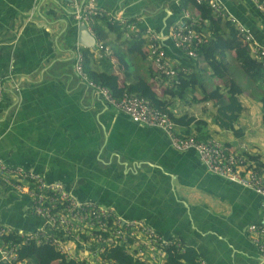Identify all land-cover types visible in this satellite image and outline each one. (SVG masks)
<instances>
[{
	"label": "crops",
	"instance_id": "obj_1",
	"mask_svg": "<svg viewBox=\"0 0 264 264\" xmlns=\"http://www.w3.org/2000/svg\"><path fill=\"white\" fill-rule=\"evenodd\" d=\"M97 1L137 19L140 28L158 31L167 56L190 71L185 77L190 82L179 94L176 87L158 83L146 47L133 44L139 39L110 30L100 19L94 29L111 46L112 73L121 86L145 80L174 117L206 121L210 138L246 153L253 165L264 163L261 102L257 117L251 108L263 89L244 71L241 51L247 46L241 36L230 35L225 21L220 25L228 47L220 55L226 69L217 78L202 56L189 57L172 44L169 31L180 14V0ZM222 2L264 45V18L256 5ZM189 8L201 16L195 6ZM78 27L67 0H0V158L63 183L79 199L95 200L149 223L165 237L179 238L194 249L198 264H264L248 230L264 220L260 197L209 172L194 151L172 148L160 129L135 123L107 105L75 72ZM234 87L242 111L225 128L219 103ZM176 127L184 135L195 130L194 121ZM30 204L27 193L0 180V226L14 232L43 227Z\"/></svg>",
	"mask_w": 264,
	"mask_h": 264
},
{
	"label": "built area",
	"instance_id": "obj_2",
	"mask_svg": "<svg viewBox=\"0 0 264 264\" xmlns=\"http://www.w3.org/2000/svg\"><path fill=\"white\" fill-rule=\"evenodd\" d=\"M264 18V0H251ZM205 4L217 18L229 21L253 54L264 66V45L254 41L252 30L230 15L222 0H196ZM72 19L78 26H85L95 38L89 46L78 44L74 54V69L102 100L114 109L127 114L138 124L155 127L164 132L172 148L177 151L192 150L206 169L230 182L254 191L264 219V167L249 163L248 155L236 150L230 143L216 138L184 135L169 112L157 107L142 95L123 90L115 96L110 88L91 80L83 68V48L94 55L110 54L111 46L98 39L94 25L100 19L111 26H118L128 39H139L146 47L147 56L158 83L175 88L182 77L190 74L185 65L174 64L161 44V34L146 26L140 28L137 19L128 18L119 10L100 6L97 0H67ZM204 18L194 14L189 6L180 7V14L169 31L175 48L189 57H196L195 47L207 41V36L196 26ZM4 84L0 77V101ZM251 165V166H248ZM0 180L6 185L27 193L31 212L43 220V227L33 232H14L0 226V264H27L20 257L23 246L48 245L61 258L75 264H121L137 259L144 264H166L170 249L172 259L180 260L186 250L179 238H168L149 223L117 214L114 209L91 199H79L59 181L49 182L41 174L10 165L0 158ZM252 242L264 257V220L248 227ZM16 237H11V235ZM200 261L199 264H202ZM204 263V262H203Z\"/></svg>",
	"mask_w": 264,
	"mask_h": 264
},
{
	"label": "trees",
	"instance_id": "obj_3",
	"mask_svg": "<svg viewBox=\"0 0 264 264\" xmlns=\"http://www.w3.org/2000/svg\"><path fill=\"white\" fill-rule=\"evenodd\" d=\"M180 5L182 7L193 5L195 6L202 18H204V22L206 21V26L200 25L196 26L197 30L207 36V41L201 43L200 45L195 47L197 55L203 57L204 61L208 64V66L212 69L213 74L217 78H222L224 71L226 69V64H224L223 58L220 55L223 54V50L227 49V44L222 36V31L220 25L223 21L230 26V35L237 34L236 29L233 25L221 18H217L213 15L212 11L207 8L205 4H198L196 0H180ZM105 25L108 26L110 30H117V32L122 33L121 29L118 26H111L105 20H102ZM96 37L102 40V37L99 34L97 27H95ZM133 44H136L140 48L143 46V41L135 40ZM244 63L242 66L248 78L254 82L261 85L263 89V94L260 98L261 102V118L264 122V66L261 61L257 58L250 56L249 50L246 47V50L241 51ZM84 54V63L83 68L87 73L88 77L101 84L105 85L115 96L121 95L124 89L147 97L151 103L161 109L168 111L167 108L164 107L163 102L160 100L158 93L149 85L147 82L141 78L137 79L134 84H130L127 87L121 86L118 81V77L112 73V64L109 59V54H102L98 60L94 58V54L91 53L88 48H83ZM219 56V57H218ZM187 77V76H186ZM181 83L176 86L175 91L180 93L178 89L183 88V85H188L190 81L186 80L185 77L181 78ZM172 91V90H169ZM237 94H239V89L234 87L228 97L223 99L219 103V111L222 117V124L225 128H229L232 124L237 121L239 114L242 111V103L238 100ZM170 113V112H169ZM172 119L177 125H189V123L194 121V135H197L201 138H209L211 136V132L207 131L206 125L207 122L203 120H195L193 117H186V120H183V117H174L170 113ZM242 131H240V135ZM249 158V156H248ZM254 160V158H251ZM248 166H251L248 164ZM255 167H264L263 162H259L258 164H254ZM11 237H16V235H11ZM173 251L175 249H170V253L173 256ZM169 253L168 261L166 264H198L196 261V255L193 248L186 247L184 253L180 254V260L172 259V256ZM20 257H24L27 259V264H75L72 260H66L60 257L58 253H56L53 249H51L48 245H39V246H23L22 251L20 252ZM121 264H144L137 259H132L129 262L121 261Z\"/></svg>",
	"mask_w": 264,
	"mask_h": 264
},
{
	"label": "water",
	"instance_id": "obj_4",
	"mask_svg": "<svg viewBox=\"0 0 264 264\" xmlns=\"http://www.w3.org/2000/svg\"><path fill=\"white\" fill-rule=\"evenodd\" d=\"M78 42L86 47L91 46L95 42V38L87 32L83 25L78 27Z\"/></svg>",
	"mask_w": 264,
	"mask_h": 264
},
{
	"label": "rangeland",
	"instance_id": "obj_5",
	"mask_svg": "<svg viewBox=\"0 0 264 264\" xmlns=\"http://www.w3.org/2000/svg\"><path fill=\"white\" fill-rule=\"evenodd\" d=\"M262 88V87H261ZM245 91V90H244ZM263 94V93H262ZM261 94V95H262ZM254 100H255V98H253ZM260 101L257 99L256 100V102H252V105L253 106H251V108H252V114L255 116V117H257V115H258V112H259V110H260ZM254 106H256V108L254 109L253 107Z\"/></svg>",
	"mask_w": 264,
	"mask_h": 264
}]
</instances>
